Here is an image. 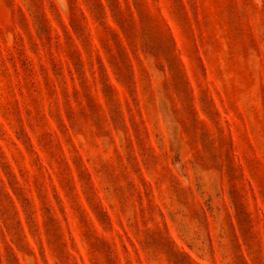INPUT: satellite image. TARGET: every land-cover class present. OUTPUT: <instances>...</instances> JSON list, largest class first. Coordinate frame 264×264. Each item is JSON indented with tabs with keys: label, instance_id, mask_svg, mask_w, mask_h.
Wrapping results in <instances>:
<instances>
[{
	"label": "rangeland",
	"instance_id": "1",
	"mask_svg": "<svg viewBox=\"0 0 264 264\" xmlns=\"http://www.w3.org/2000/svg\"><path fill=\"white\" fill-rule=\"evenodd\" d=\"M0 264H264V0H0Z\"/></svg>",
	"mask_w": 264,
	"mask_h": 264
}]
</instances>
